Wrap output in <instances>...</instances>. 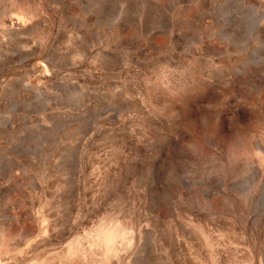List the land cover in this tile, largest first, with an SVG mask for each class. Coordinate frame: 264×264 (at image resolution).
Instances as JSON below:
<instances>
[{"label":"rangeland","instance_id":"374dc122","mask_svg":"<svg viewBox=\"0 0 264 264\" xmlns=\"http://www.w3.org/2000/svg\"><path fill=\"white\" fill-rule=\"evenodd\" d=\"M0 264H264V0H0Z\"/></svg>","mask_w":264,"mask_h":264}]
</instances>
